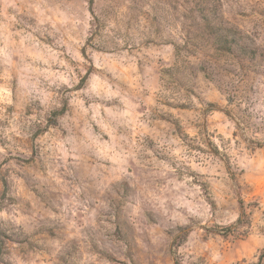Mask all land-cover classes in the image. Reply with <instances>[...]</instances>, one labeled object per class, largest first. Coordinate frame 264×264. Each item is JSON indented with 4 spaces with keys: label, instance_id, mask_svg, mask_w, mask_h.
I'll return each instance as SVG.
<instances>
[{
    "label": "rangeland",
    "instance_id": "rangeland-1",
    "mask_svg": "<svg viewBox=\"0 0 264 264\" xmlns=\"http://www.w3.org/2000/svg\"><path fill=\"white\" fill-rule=\"evenodd\" d=\"M176 1L0 0V264H264V0H219L240 63Z\"/></svg>",
    "mask_w": 264,
    "mask_h": 264
},
{
    "label": "trees",
    "instance_id": "trees-1",
    "mask_svg": "<svg viewBox=\"0 0 264 264\" xmlns=\"http://www.w3.org/2000/svg\"><path fill=\"white\" fill-rule=\"evenodd\" d=\"M174 10L176 27L179 30L178 38L180 40L179 43L173 42L177 59H185L187 55L203 52L214 61H220L225 57H231L237 63L254 60L256 56L255 42H250L249 38L238 27L224 18L222 5L219 0H177ZM92 15L94 18L93 40L106 42L102 37L105 22L99 19L94 13ZM157 22L156 18H152L150 25L154 26L155 23L158 26ZM147 36V42H154L153 37L150 35ZM113 42L111 44H115ZM200 70L206 76H209L206 67L202 66ZM185 71L186 68H182L181 62L176 67L165 70L163 74L167 77L172 75L171 77L173 78L181 79L180 77H184L183 74ZM225 114L232 120H235L230 110H227ZM263 146L264 143H260L259 147ZM223 158L222 161L228 170H230V162L227 155H224ZM203 188L208 192L209 187L207 185H204ZM210 204L213 206L214 203L212 200ZM241 205L243 206V203ZM230 233L231 228H228L225 234L221 235L225 237ZM1 248L2 246L0 244V252Z\"/></svg>",
    "mask_w": 264,
    "mask_h": 264
}]
</instances>
